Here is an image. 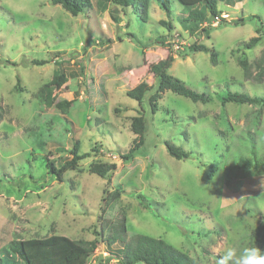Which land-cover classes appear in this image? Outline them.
Instances as JSON below:
<instances>
[{
    "label": "rangeland",
    "instance_id": "1",
    "mask_svg": "<svg viewBox=\"0 0 264 264\" xmlns=\"http://www.w3.org/2000/svg\"><path fill=\"white\" fill-rule=\"evenodd\" d=\"M161 1L150 0L141 22L115 0H93L86 14L75 17L50 0H0V248L52 235L92 241L102 199L118 189L122 194L108 219L125 217L123 243L137 235L160 239L199 264H216L229 246L238 255L250 247L249 236L264 224V175L233 174L223 152L247 130L264 137V105L232 103L225 93L264 99L257 69L261 60L264 65V0L219 2L218 25L209 18L194 31L181 24L186 16L177 3L171 2L168 17ZM240 20L244 24L236 26ZM255 37L258 45L245 50ZM200 46L208 51L189 50ZM169 57L168 75L207 95L208 103L165 91L152 113L148 93L141 102L126 97L133 90L150 92L156 82L150 67ZM59 73L67 82L45 89L41 107L39 88ZM90 79L105 81L103 105L86 93ZM58 100L71 102L65 115L54 108ZM139 116L145 139L125 161L136 137L131 122ZM166 143L192 155L176 160ZM75 144L88 158L59 182L45 164L59 168ZM96 163L115 165V171L101 179L89 172ZM210 166L216 172L208 180ZM107 257L99 244L87 264H117Z\"/></svg>",
    "mask_w": 264,
    "mask_h": 264
},
{
    "label": "trees",
    "instance_id": "2",
    "mask_svg": "<svg viewBox=\"0 0 264 264\" xmlns=\"http://www.w3.org/2000/svg\"><path fill=\"white\" fill-rule=\"evenodd\" d=\"M93 0H50L52 5H59L65 12L71 16L84 15L91 8ZM120 9L125 13L130 9L135 18L141 22L147 20L150 0H115ZM177 3L181 7L185 18H181V24L187 30H197L198 27L208 21L217 18L219 11L217 5L219 2H224L227 6H234L241 2V0H162L161 7L168 17L172 15L171 2ZM214 23V22H213ZM170 30V23H162ZM244 22L240 20L236 26L243 25ZM261 32V27L256 28V33ZM201 34L209 38L208 30L201 28ZM131 38L133 35H129ZM260 39L258 37L251 38L247 44L244 45L245 50H253ZM190 51L199 50L207 52L208 48L204 46L191 47ZM210 61L214 64V53H210ZM173 59L169 57L152 65L149 69L150 73L155 77V85L150 92L141 93L138 90L129 91L126 97L141 102L148 93L147 102L151 112L153 113V105L158 99V96L169 91L172 94L181 96L190 100L193 103L206 104L209 98L204 93H198L186 87L181 81L168 75V70L171 67ZM41 63V62H40ZM42 64V63H41ZM239 67L242 68L244 76L250 77L249 69L246 62L240 61ZM259 77L264 79V65L263 60L257 64ZM67 82L64 74L59 73L55 75L50 82L45 84V87L39 88L36 94V101L42 107L45 103L46 92L45 89H59ZM88 91L90 97L95 98L97 105H103L107 100V91L105 81H98L97 85L89 80ZM225 98L236 104H261L264 105V99L251 98L243 93H233L226 91ZM71 106V102L65 100H58L54 108L60 111L63 115ZM258 119H253L251 124L257 125ZM145 123L141 116L136 117L131 122V130L135 134L132 147L127 154L121 158L129 161L140 150L145 139ZM178 141V139H177ZM174 143H166V151L168 155L176 160H186L191 155L186 153L180 146L175 147ZM223 153H226L224 163L225 167L235 174H243L248 172L255 176L264 175V137L257 136L255 138L248 130L244 135L237 136V142L234 145L226 146ZM70 160L61 164L59 168H55L52 162L47 161L45 167L49 174L62 182V175L69 170H74L76 164L88 158L86 154H80L77 145L75 144L70 150ZM115 171V165L96 163L89 167V172L101 179H107ZM209 175L207 179L213 177L216 168L210 166L208 168ZM122 192L114 190L109 196L102 199L103 207L101 215L99 216V230L94 232V239L92 241H76L64 236L52 235L42 239H29L25 241H10L6 246L0 248V264H87L99 244L105 247L107 251V258L115 260L117 264H199L197 260L191 259L185 253H181L174 249L163 240L154 239L148 236L137 235L134 236L130 242L123 243L126 226L125 217L121 216L119 221L113 223L108 219L109 212L120 199ZM140 198V197H139ZM249 246H257L264 251V224L260 223L252 235L249 236ZM122 244L118 249L112 251L111 248Z\"/></svg>",
    "mask_w": 264,
    "mask_h": 264
},
{
    "label": "clouds",
    "instance_id": "3",
    "mask_svg": "<svg viewBox=\"0 0 264 264\" xmlns=\"http://www.w3.org/2000/svg\"><path fill=\"white\" fill-rule=\"evenodd\" d=\"M216 264H264V251L257 246L244 247L238 255L236 246H229Z\"/></svg>",
    "mask_w": 264,
    "mask_h": 264
},
{
    "label": "built area",
    "instance_id": "4",
    "mask_svg": "<svg viewBox=\"0 0 264 264\" xmlns=\"http://www.w3.org/2000/svg\"><path fill=\"white\" fill-rule=\"evenodd\" d=\"M218 25V19L215 18V22L213 23V26H217Z\"/></svg>",
    "mask_w": 264,
    "mask_h": 264
}]
</instances>
